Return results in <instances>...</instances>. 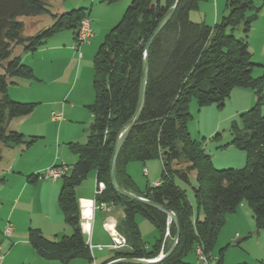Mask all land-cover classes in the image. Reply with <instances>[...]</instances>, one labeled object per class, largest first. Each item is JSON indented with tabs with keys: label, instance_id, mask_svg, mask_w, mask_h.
<instances>
[{
	"label": "trees",
	"instance_id": "trees-1",
	"mask_svg": "<svg viewBox=\"0 0 264 264\" xmlns=\"http://www.w3.org/2000/svg\"><path fill=\"white\" fill-rule=\"evenodd\" d=\"M174 1L131 0L93 55L94 100L86 106L93 120L84 143L68 144L76 161L61 176L57 196L71 231L50 239L39 229L29 228L28 243L42 258L58 264H69L75 259L93 264L81 231L75 196V188L91 170L96 181L104 183L94 201L119 204L124 212L116 229L125 237L126 245L112 249L108 259L99 264L122 257L152 259L161 248L165 252L170 246L168 240L172 241L176 232L174 222L162 211L113 190L109 162L118 133L137 107L146 41ZM199 1L179 0L168 22L150 42L144 105L116 159L114 177L118 187L173 211L178 220L175 248L161 261L150 264H191L183 257L195 254L198 244L211 254L222 214L234 211L241 201L251 208L255 226L264 231V115L259 110L264 74L251 75L254 63L246 41L258 19L260 4L255 5V0H225L227 14L220 22L208 25L189 18ZM41 14H49L46 0H0V145L7 148L27 146L36 138L26 139L9 128L14 117L30 114L36 105L16 101L7 93L8 86L17 79L36 80L32 68L22 62L21 53L36 51L63 29L70 30L76 40L80 21L89 12L80 7L57 18L49 14L54 19L50 26L22 35L23 18ZM238 28L243 39L233 34ZM234 87H249L257 94L254 106L241 114L248 131H236L231 140L237 148L248 151L247 161L241 169H216L203 146L188 133V102L195 98L199 107L222 106ZM154 158L161 164L159 183L139 189L125 166L134 161L144 164ZM38 174L29 175L28 181L34 182ZM178 182L190 189L192 200ZM137 214L157 232L148 248L135 220ZM223 252L224 248L220 249L215 264H222Z\"/></svg>",
	"mask_w": 264,
	"mask_h": 264
},
{
	"label": "crops",
	"instance_id": "crops-1",
	"mask_svg": "<svg viewBox=\"0 0 264 264\" xmlns=\"http://www.w3.org/2000/svg\"><path fill=\"white\" fill-rule=\"evenodd\" d=\"M61 1L63 9L70 10L80 7L84 8L83 5L85 4V0H72L68 4L66 3L68 0ZM222 1L211 0L212 13L210 18L208 20L203 17L201 22L208 25L220 22L226 15ZM199 8L200 6L198 5ZM44 15L33 17L38 18ZM41 19L46 20L40 17L37 19L38 21L36 20V25ZM258 22L259 18L251 27L246 38L250 58L254 63L251 73L254 72L255 77L261 75L260 73L264 70V14L261 23ZM36 25L28 33L36 30ZM59 32L52 35L36 51L21 53L22 62L32 68L36 80L17 79L14 84L9 85L7 88V93L12 99L36 103L30 114L14 117L9 122V128L22 133L26 139L30 137L36 138L27 146L21 145L15 148H7L0 145V208H2L0 209V253L3 255L0 259V264H26L24 263L27 259L26 257H29L33 264H58L57 261L46 260L36 253L34 248L28 243V229L37 228L45 237L50 239H57L64 234H69L71 231L58 209L57 196L61 181L41 178L36 179L34 182L28 181L29 175L42 172L46 167L66 165L69 169L76 161V156L70 150L68 151L69 153L61 152V143L69 144L79 139H83L80 143H84L88 133V128L87 131H85L84 127L80 128V121L74 118V107H67V105L62 103L66 94L69 96L74 88L71 85L67 90L63 91V88L59 86L64 76V70L61 66L62 59L63 57L72 59V42L75 44L76 40L73 38L72 32L68 35H63V37H54ZM47 42L51 43L47 45ZM78 45L80 49L84 44ZM89 48H91V44L85 43L84 50L87 51ZM41 104H46V107H42ZM47 107H55L57 110L64 111L66 117L64 116L60 120L52 119L51 112L53 110L48 113ZM242 109L240 112H244L245 108ZM87 111L92 123L93 116L88 109ZM76 127L79 128V131ZM53 128L54 132L52 131ZM73 131H78V133L76 134ZM62 133L64 134L63 138H61ZM31 147L34 150L33 152L30 151ZM44 152H47L45 157L43 155ZM131 163L126 164V173L133 179L139 189H143L138 186V182L135 179V173H137L135 167L138 169L140 167ZM144 169L145 173L143 172ZM142 173L148 177L146 167H143ZM158 180H155L152 185L156 184ZM95 186V172L91 170L75 188V196L78 199L79 208L80 203H82L83 208L90 209L92 218L88 221V224H84L83 227L80 225V227L87 243L92 245L90 253L94 259L93 264H99L106 261L113 252L109 246L112 243V239L106 227L110 225L116 228V225L124 217V212L121 205L115 203H105L103 207H100L99 203L94 201ZM34 200H37L40 204L38 215L35 218L29 215V218L25 221L21 214L25 212V209ZM90 204H92V207H90ZM1 219L4 220L2 221ZM7 220L12 223V231L9 237H4L2 231ZM148 234L151 235L152 238L150 239L153 240L151 242L145 241L147 248L154 241L157 232L154 229H150ZM71 262L87 264L83 259H75Z\"/></svg>",
	"mask_w": 264,
	"mask_h": 264
},
{
	"label": "rangeland",
	"instance_id": "rangeland-1",
	"mask_svg": "<svg viewBox=\"0 0 264 264\" xmlns=\"http://www.w3.org/2000/svg\"><path fill=\"white\" fill-rule=\"evenodd\" d=\"M71 1L72 0H68L66 3L68 4V2ZM130 1L131 0H116L112 3H101L100 0H85L83 6L85 12H89L93 36L88 42H83L84 45L80 49L79 45H75L72 42V59L67 57H63L62 59L63 62L61 66L64 70V76L61 81L62 83H59V86L60 88H63V91L67 90L71 85L74 87L69 96L66 94L62 103L67 105V107H74L73 116L80 121L79 127H84L85 131H87V128L89 130V124L91 123V118L86 106L91 104L94 100V92L92 88L93 55L102 43L104 36L118 23ZM46 3L49 9V14L54 15L56 18L61 13L70 10L63 9L61 0H46ZM254 4H260L258 18L261 23L264 14V0H255ZM198 5L200 6L199 9L197 7V9H193L189 12L190 20L193 22L196 20V22H201L203 17L209 20L210 14L212 13L211 0H200ZM222 5L225 14H227L228 11L224 0L222 1ZM46 15L47 14L38 17H43V19L46 20H39L37 25L36 22L38 21V18L24 17L23 21L25 27L22 30V35L31 34L28 32H30L35 25L37 27L33 32L50 26L54 19L51 16ZM70 33V30L63 29L54 37H63V35H68ZM233 34L237 39L244 38L240 28L236 29ZM94 36L95 38H93ZM48 43L51 42H47V45H49ZM85 43H89V45L91 44V48L87 51L84 50ZM260 74L261 75L259 76H262L264 70ZM251 75L255 77L254 72L251 73ZM262 93H264V78ZM256 99L257 94L254 89L249 87H234L224 100L222 106L209 104L199 107L195 98H192L188 102V111L190 114V118L187 122L188 133L193 140L199 142L203 146L205 152L210 156L214 168L241 169L246 164L248 151L237 148L231 140L236 131L239 134L248 131L247 129H244L241 114L251 109L256 103ZM41 105L42 107H46V104ZM242 108H245L244 112H240ZM51 110H53L52 112L54 114H60L62 117H66L64 111H61L60 109L57 110L55 107H47L48 113H50ZM259 110L260 113L264 115V96L262 104L259 105ZM76 129L79 131L78 127H76ZM52 131L54 132V128ZM78 131L73 132L77 134ZM63 136L64 134L62 133L61 138H63ZM82 140L83 139H79L75 142L80 143ZM61 144V152L69 153L68 144ZM32 147L30 149L31 152L34 151ZM46 154L47 152H44V157ZM131 164L140 167V169L135 167V171L137 172L135 173V179L140 188H144L146 184L152 185L153 182L160 177L161 164L157 158L147 160L144 165L138 161H134ZM143 167L147 168L148 177L142 173ZM47 168L48 167L44 168V170ZM58 181L60 182L61 179H58ZM178 184L186 189L188 198L192 200L190 189L179 182ZM39 206L40 204L37 200H34L33 203L28 205L25 212L21 214L23 220L27 221L29 215L35 218V216L38 215ZM135 220L143 234V240L151 242L153 239H150L152 237L148 232L150 229H154L152 224L139 214L135 216ZM222 221L223 222L220 224L217 231V238L211 251L209 264H215L219 251L222 248H224L222 264H264V231L255 226L252 210L247 203L241 201L236 205L234 211L224 212L222 214ZM168 243L170 245L171 240H168ZM26 258L24 263L33 264L29 257ZM183 260L191 264H199L196 253H189L183 257ZM69 264H78V262H71Z\"/></svg>",
	"mask_w": 264,
	"mask_h": 264
},
{
	"label": "water",
	"instance_id": "water-1",
	"mask_svg": "<svg viewBox=\"0 0 264 264\" xmlns=\"http://www.w3.org/2000/svg\"><path fill=\"white\" fill-rule=\"evenodd\" d=\"M179 0H175L173 5L166 11V13L163 15V17L160 19V21L157 23L156 27L153 29L152 33L148 37L145 48H144V59H143V68H142V76H141V82H140V87H139V97H138V103L137 107L134 113V116L130 121L126 123L124 128L121 129V131L118 133L116 140L114 141L113 149H112V154L110 157V162H109V182L113 190H115L117 193L128 197L133 200L140 201L142 203H145L149 206H152L163 213L167 216L169 221H173L175 226H176V232L175 235L172 238V241L170 243V246L165 252L159 253L157 257L152 258V259H147V258H135V257H122V258H117L110 260L106 262L105 264H150V263H157L161 261L163 258H165L167 255H169L173 249L175 248L178 236H179V229H178V220L176 215L174 214L173 211L168 210L164 208L162 205H159L157 203L152 202L149 199H146L145 197L137 196L135 194H132L130 192L122 190L120 187L115 182V166H116V159L118 152L120 150V147L122 146L123 142L125 141L128 133L130 132L133 124L137 121L139 118V115L142 111L143 105H144V96H145V86H146V80H147V75H148V49L150 42L152 39L158 34L160 30L165 26V24L168 22L170 19L175 7L177 6Z\"/></svg>",
	"mask_w": 264,
	"mask_h": 264
},
{
	"label": "built area",
	"instance_id": "built-area-1",
	"mask_svg": "<svg viewBox=\"0 0 264 264\" xmlns=\"http://www.w3.org/2000/svg\"><path fill=\"white\" fill-rule=\"evenodd\" d=\"M92 36H93V32H92L90 19L89 17L84 16L81 19L79 27L77 29L76 41L79 44L83 42H88ZM51 117L52 119H56V120H60L63 118L62 115L54 114L53 112L51 113ZM67 169L68 167L66 165H58L57 167L50 166L43 172H39L38 178L56 180L61 178V176L64 175V173H66ZM143 172L144 173L146 172L145 169L143 170ZM158 183L159 182H157L156 184ZM102 189H104V183L101 181H96L94 193L95 194L100 193ZM104 205L105 203L103 202L99 203L100 207H103ZM90 207H92V204H90ZM79 214H80V225L81 227H83L84 224H88V221L92 218V215L89 208L87 209H85V207L83 208L82 203H80ZM106 228L109 231L110 237L112 239V243L109 245L111 249H119L126 245L125 237L121 233H119L115 227L107 225ZM11 231H12V223L7 220L3 227V231H2L3 236L9 237ZM98 247L100 248V246ZM88 248L89 250L92 248V245H90L89 243H88ZM162 252L163 251L161 248L160 253ZM195 253L199 261V264H209V259L211 257V254L205 253L203 251V247L201 244L195 246ZM2 257L3 255L0 253V259Z\"/></svg>",
	"mask_w": 264,
	"mask_h": 264
}]
</instances>
